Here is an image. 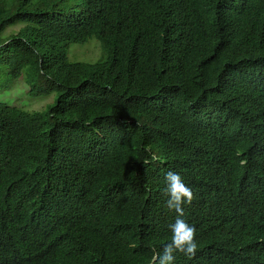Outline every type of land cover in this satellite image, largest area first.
Returning a JSON list of instances; mask_svg holds the SVG:
<instances>
[{
    "label": "trees",
    "instance_id": "1",
    "mask_svg": "<svg viewBox=\"0 0 264 264\" xmlns=\"http://www.w3.org/2000/svg\"><path fill=\"white\" fill-rule=\"evenodd\" d=\"M3 76L56 97L0 98V264H154L169 171L197 244L173 264H264V0H0Z\"/></svg>",
    "mask_w": 264,
    "mask_h": 264
},
{
    "label": "clouds",
    "instance_id": "2",
    "mask_svg": "<svg viewBox=\"0 0 264 264\" xmlns=\"http://www.w3.org/2000/svg\"><path fill=\"white\" fill-rule=\"evenodd\" d=\"M165 200L166 207L174 210V222L168 225L171 232L169 242L162 245L161 250L153 257L154 264H173L174 253H183L186 259L195 255L197 244L194 240V229L183 217L182 205H187L192 200V191L185 185L181 176L169 171L165 174Z\"/></svg>",
    "mask_w": 264,
    "mask_h": 264
},
{
    "label": "rangeland",
    "instance_id": "3",
    "mask_svg": "<svg viewBox=\"0 0 264 264\" xmlns=\"http://www.w3.org/2000/svg\"><path fill=\"white\" fill-rule=\"evenodd\" d=\"M19 25H14L6 29L5 33L16 32ZM67 58L70 61L95 62L102 56L100 42L94 38L87 40L85 43H71L66 49ZM0 84L6 85L0 91V98L8 104L18 106L25 110L47 111L56 97V92L48 94L32 95L29 88L21 78L9 80L3 76L0 78Z\"/></svg>",
    "mask_w": 264,
    "mask_h": 264
}]
</instances>
